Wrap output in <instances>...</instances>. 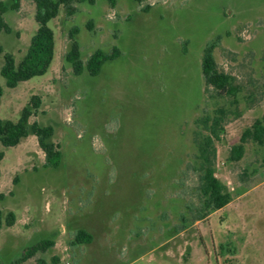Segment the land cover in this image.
Returning a JSON list of instances; mask_svg holds the SVG:
<instances>
[{
    "label": "rangeland",
    "instance_id": "1",
    "mask_svg": "<svg viewBox=\"0 0 264 264\" xmlns=\"http://www.w3.org/2000/svg\"><path fill=\"white\" fill-rule=\"evenodd\" d=\"M75 7L72 17L61 7L48 24L55 57L44 76L9 89L0 55V120L18 122L32 97H41L29 126H52L51 142L63 153L61 165L47 169L32 134L16 147L0 142V211L16 216L0 230V264L44 239L55 247L24 264H264V145L241 142L264 119V0ZM35 12L33 0H21L19 11L5 14L12 32L0 33V45L17 64L39 28ZM73 28L83 61L96 50L118 48L121 56L97 77L75 76L65 59ZM217 37L214 56L240 88L236 97L205 90L203 50ZM216 109L226 116L213 169L232 202L193 223L202 206L194 140L205 134L197 120ZM239 145L245 154L232 161ZM80 230L91 243L76 244Z\"/></svg>",
    "mask_w": 264,
    "mask_h": 264
},
{
    "label": "trees",
    "instance_id": "2",
    "mask_svg": "<svg viewBox=\"0 0 264 264\" xmlns=\"http://www.w3.org/2000/svg\"><path fill=\"white\" fill-rule=\"evenodd\" d=\"M111 7H115L116 0H106ZM142 3L145 0H135ZM36 12L35 20L39 26L36 34L32 37L29 49L24 58L17 64L13 55L5 53L0 45V55H4V65L1 69V76L6 81L9 89H15L20 83L27 82L35 77L44 76L51 67L55 57V34L48 26L49 22L56 19L61 7L64 8L66 16L72 17L76 14V4L95 5L97 0H33ZM21 0H12V5L7 7L0 2V33L10 34L11 28L5 20V14L11 11H19ZM148 9V7H147ZM92 27L90 22L88 28ZM78 29L73 28L69 33L71 40L70 50L66 54V61L72 66L73 74L81 76L87 72L91 77L100 75L103 66L110 61H114L121 56V51L114 48L110 53L102 50H96L86 61L81 59L80 46L75 36ZM221 37L215 41L206 44L202 57V76L207 92H212L217 96L236 97L240 93V88L235 85L231 75L222 70L215 59L214 52L219 46ZM4 90L0 85V98ZM256 96V95H255ZM255 96L248 97V106L252 108L255 104ZM42 99L39 96H33L29 107L22 112L18 122L0 120V142L5 148L18 146L24 139L31 134L36 137L38 146L45 156L44 168L56 169L62 163L63 153L59 145L51 142L55 135V129L52 126L42 127L37 122L29 126L30 119L41 108ZM226 112L223 109H216L213 116L205 115L197 120V124L202 127L205 134L194 140L196 148L195 159L197 161L198 173V192L202 197L201 209L194 215L191 221L198 222L204 220L211 212L222 210L232 202V195L227 187L216 177L213 169V162L217 158L216 142L221 140L224 134L223 121ZM248 140H253L260 145H264V119L256 120L250 129H247L241 139L242 144ZM245 149L243 145L233 147L231 150V160L239 161L243 158ZM4 158V153L0 151V162ZM246 176V175H243ZM18 183L17 177L14 184ZM3 195H0L2 198ZM188 221L185 216H181V222ZM16 223V216L9 212L4 218L0 211V230L6 227H13ZM179 231L185 230V225L178 228ZM76 244H89L92 237L84 231H78L75 235ZM55 241L44 239L37 244L27 247L21 257L13 260L10 264H24L35 258L38 253H45L54 248ZM39 264H47L40 260Z\"/></svg>",
    "mask_w": 264,
    "mask_h": 264
}]
</instances>
